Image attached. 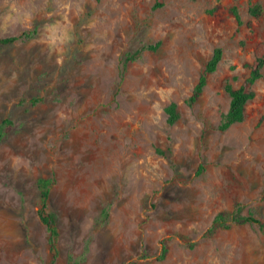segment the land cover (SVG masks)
Masks as SVG:
<instances>
[{
  "label": "rangeland",
  "instance_id": "1",
  "mask_svg": "<svg viewBox=\"0 0 264 264\" xmlns=\"http://www.w3.org/2000/svg\"><path fill=\"white\" fill-rule=\"evenodd\" d=\"M261 57L264 0H0V264L52 260L41 179L56 264H264V232L237 221L264 225ZM227 85L255 98L224 131Z\"/></svg>",
  "mask_w": 264,
  "mask_h": 264
},
{
  "label": "trees",
  "instance_id": "2",
  "mask_svg": "<svg viewBox=\"0 0 264 264\" xmlns=\"http://www.w3.org/2000/svg\"><path fill=\"white\" fill-rule=\"evenodd\" d=\"M163 3H158L155 8H161ZM231 13L236 17L239 24H241V18L236 7L231 9ZM261 11L259 7H255L251 9V14L258 17ZM27 38H30L28 34L24 35ZM17 38H9L4 39L1 41L2 44H11L17 41ZM223 58V51L221 49L215 50L212 58L207 63L206 68L202 76L200 77L197 85L194 88L192 97L190 99L191 103H196L202 97L205 88L208 85V76L213 74L217 71L218 66ZM130 58L129 60H131ZM264 57L258 59L256 66L252 68L250 82L254 83L258 80H264ZM226 92L230 96V106L227 114L224 116V120L221 125L222 130L229 129L232 125L236 123H240L245 118L246 106L248 102L255 98V93L252 91H248L245 87L241 88H234L232 85H227L225 88ZM167 114L169 116V123L174 124L178 119V114L176 112V108L174 106H170L167 109ZM4 127L0 130V140L3 136ZM54 181L53 180H45L41 179L38 182V188L41 194V203L39 207V216L41 218L42 223L45 225L48 233V243L49 248L52 253V260L49 264H56L58 259V240L60 238V232L58 228V219L57 216L53 213L48 211L49 209V202L51 198L52 186ZM238 222L241 223H248L252 225H256L260 228L262 232H264V225L263 223L254 216L249 217H242L237 219ZM226 214L221 213L219 214L213 224L212 229L218 228H228ZM167 250L164 248V255L166 254ZM136 264V263H133Z\"/></svg>",
  "mask_w": 264,
  "mask_h": 264
}]
</instances>
